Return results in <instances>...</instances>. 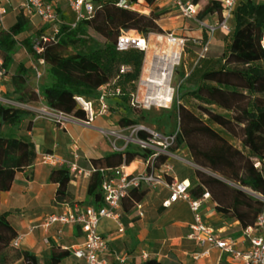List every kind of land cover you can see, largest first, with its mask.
<instances>
[{"label":"trees","instance_id":"obj_1","mask_svg":"<svg viewBox=\"0 0 264 264\" xmlns=\"http://www.w3.org/2000/svg\"><path fill=\"white\" fill-rule=\"evenodd\" d=\"M119 1L91 0L96 4L93 14L78 20L75 26L62 22L53 40L41 42L44 47L41 52L34 50L35 40H24V45L35 58L43 59L48 66V81L40 91L48 107L86 119V112L79 106L76 96L96 100L100 87L107 84L108 100L117 98L116 104L125 108L127 103L135 105L146 52L137 48L117 50L118 37L122 29L137 30L144 37L151 33H165L159 21L168 10L153 7L156 0H127L130 6L143 3L150 7L146 14L121 7ZM192 2L198 6L197 17L200 20L210 15L221 16L222 0ZM202 2L204 4L200 8ZM232 24L233 30L225 32L221 55L207 54L199 59L198 52L189 72L185 70L184 63H180L176 70V77L182 79L178 86V93L182 94L172 106L178 125L170 151L186 148L198 166L191 178L190 193L201 198L208 191L217 212L247 228L255 225L264 210V3L241 1ZM29 26L30 18L20 12L13 25L6 30L0 28V71L9 72L18 37L27 32ZM91 32L104 41V46L88 48L86 52L69 49L70 46L76 47L81 37H87ZM198 39L201 43L208 40L205 28ZM123 67L127 68L125 72L121 71ZM26 74L27 69L21 65L11 78L13 91L9 92L10 96L18 94L21 103L39 99L35 90H27L29 80ZM215 78H218L216 83L212 81ZM188 84L192 85L191 88ZM117 88L120 93H116ZM214 92L227 95L224 112L215 107L221 102ZM128 110L132 116H122L118 120L123 127L138 124L134 110ZM30 114L26 108L0 101V202L3 192L12 187L16 174L32 166L37 157L32 141L8 137L2 133V127L17 125ZM138 135L149 137L143 130ZM151 153L152 150L144 153L130 149L92 159L95 170L90 176L87 193L93 205H103L101 186L111 169L130 165L137 157H147ZM167 160L168 156L159 155L156 165L159 167ZM71 180L68 165L52 170L50 181L58 185L55 192L57 202H75L69 190ZM147 193L148 188L131 189L123 203L126 200L132 207ZM8 215V212L0 214V264H37L33 254L13 245L18 232ZM70 254L69 249L53 245L49 264H59ZM144 264L163 263L150 258Z\"/></svg>","mask_w":264,"mask_h":264},{"label":"crops","instance_id":"obj_2","mask_svg":"<svg viewBox=\"0 0 264 264\" xmlns=\"http://www.w3.org/2000/svg\"><path fill=\"white\" fill-rule=\"evenodd\" d=\"M20 1L0 0V6L6 9L0 21V25L2 24L5 29L16 22L20 13L18 9ZM49 1L54 2L57 6L59 24L65 22L74 25L76 23L78 20L77 12L70 6L69 0ZM173 3L174 0H156L153 7L170 10ZM146 10L150 11L151 8L147 7ZM171 14L172 12L168 11L160 19L159 23L162 28L176 31L182 26L187 30L188 25L181 24L177 20L180 15L167 17ZM215 19L216 15H210L204 21L207 24H213ZM52 32L53 28L45 24L40 17L30 18L28 31L18 37L19 43L14 52L9 72L0 80L1 98L3 97L1 93L13 91L11 78L21 65L27 69V77L32 75L31 78H28L30 83H35L40 78L45 77L47 65L40 60L34 61L24 45V40L34 41L42 34ZM189 32L200 38L203 31L198 28ZM18 51L26 54L30 61L24 63L19 60ZM38 64L40 67H37ZM38 71L42 72L41 77L37 76ZM137 99L140 102L139 95ZM116 101L119 99H109V111L105 114H97L90 124H86L83 119L71 115L68 120L59 125L46 113L49 107L42 97L35 101L27 100L23 105L31 114L17 125H3L2 127L4 135L32 141L36 147L37 157L32 166L18 172L12 187L3 192L0 214L8 212L9 221L17 230L18 237H21L19 248L33 254L37 264H49L53 245L62 249H71L83 242L84 234L79 226L54 224L46 229L41 227V224L44 218L50 214L63 213L76 206L93 205V200L88 197L87 193L90 176L95 170L91 160L133 149L131 146H126V142H123L125 139L110 136L102 131V129L122 130L124 135H128V127L121 126L118 120L122 116L129 117L132 114L128 109L118 106ZM177 151L179 149L172 153ZM182 151L191 159L186 148H183ZM43 153H52L57 160L54 163H43L40 160ZM174 156L168 157L166 161L173 166V172L167 176V179L171 180L175 177L178 180L191 182L194 170L198 166L192 159L193 164H185L174 159ZM145 158L137 157L128 170L133 166L134 168L137 167L139 171L145 170L143 162ZM73 162L80 169V173L76 177H72L69 183V190L74 195L75 202H57L55 192L58 185L50 181L51 172L54 168ZM168 196L169 190L164 187L158 186L148 189L147 195L141 201L144 206L143 216L138 215L135 204L130 207L128 201L122 202L121 208L118 210L121 217L120 221L124 226L122 232L119 231V225L115 220L110 218L101 220L100 232L109 242V252L106 255L108 264H119V258H124L126 264H144L150 258H156L163 264H223L224 262L242 264L240 261L230 260L226 254L217 248L212 249L209 258L202 263L196 262L192 253L200 251L202 247L189 237L192 232L190 225L194 222V214L189 203L184 200H179L170 207H164L163 202ZM215 205L211 197L203 202L201 210L204 222L223 237L233 239L237 250L246 249L248 239L244 235V228L240 222L224 218L221 213L216 211ZM59 264H79V261L70 254Z\"/></svg>","mask_w":264,"mask_h":264},{"label":"built area","instance_id":"obj_3","mask_svg":"<svg viewBox=\"0 0 264 264\" xmlns=\"http://www.w3.org/2000/svg\"><path fill=\"white\" fill-rule=\"evenodd\" d=\"M241 1L243 0H222L223 10L221 16H216V22L213 24H207L204 21L205 19H198L200 26L205 28L208 32V40L205 43L200 42L201 49L198 53L199 59L208 54L211 38L218 30L223 32H231L233 30L232 21L234 12ZM69 3L77 12L78 20L91 16L95 9L94 3L88 0H69ZM174 3L178 6L182 16L186 18L197 17L198 6L192 1L174 0ZM118 5L135 9L134 5L130 6L127 0H120ZM18 9L29 18L35 16L40 17L45 24L53 28L52 33L42 34L35 40L33 46L34 50L36 52L43 51L44 47L41 42L53 40L59 31L60 24L57 6L54 2L49 0H21ZM5 12L6 9L0 6L1 16H3ZM145 40L146 39L143 38L138 31L136 34H131L130 31L122 29L116 43V48L119 51L137 48L146 52L148 50V43H145ZM168 41L179 49V53L174 54V56H177L179 59L181 52L185 49L187 38L178 37L171 33L168 37ZM163 59L167 61L170 59V56L166 55ZM40 61L45 63L43 59H40ZM126 70V67L121 69L122 72ZM5 75V70H1L0 80ZM37 76L41 77L42 72L38 71ZM108 88L109 84L100 87V93L96 100H91L84 96H76L79 106L86 112V119H83L86 124H90L94 121L97 114H105L109 111L110 106L107 97ZM115 91L116 93H120L119 88ZM137 102H139L138 99ZM46 113L59 125L63 124L71 116V114L50 107ZM130 127L132 126H129L128 129ZM143 129V127L133 128L132 136L124 135L122 130L102 129V131L110 136L125 139L126 146H128L127 144L132 140L141 148L152 150V153L143 161L145 170L139 171L137 167L128 170L131 164H123L120 167L111 169L110 172L105 175L101 186L104 197L102 206H76L63 213L50 214L44 218L41 227L48 229L54 224H71L79 226L84 234V240L81 244L69 249L71 255L79 261V264H108L106 255L109 252V242L100 232L99 226L101 220L103 218L115 220L119 225V231L122 232L124 226L120 221L121 217L118 210L121 208L123 200L129 195V191L134 188L150 189L160 186L169 190V196L163 202L164 207H170L179 200H184L189 203L190 209L194 214V222L190 225L192 232L189 237L202 247L200 251H194L192 253V257L196 262L202 263L209 258L212 249L217 248L234 262L240 261L242 264H264V210L259 214L254 226L244 228V235L248 239L247 248L244 250H237L233 239L223 237L204 222L201 210L202 204L210 199V193L206 191L201 198H194L190 193L191 182L189 180H178L175 177L171 180L167 179V176L173 172L172 164L165 162L159 167L156 165V159L159 155H166L168 157L174 156L170 151V147L175 140L176 134L165 136L155 131H146L149 137L142 138L138 133ZM152 135L155 138H159L160 142L158 143H160L161 146L150 145L149 141ZM40 160L43 163H54L57 158L52 153H43L41 154ZM68 166L70 167L72 177H76L80 173V169L76 163H70ZM262 199L264 200V197H262ZM135 208L139 216L144 215V206L142 202H136ZM20 240L21 237L14 239L13 245L19 247ZM118 261L119 264H126L124 258H119Z\"/></svg>","mask_w":264,"mask_h":264},{"label":"rangeland","instance_id":"obj_4","mask_svg":"<svg viewBox=\"0 0 264 264\" xmlns=\"http://www.w3.org/2000/svg\"><path fill=\"white\" fill-rule=\"evenodd\" d=\"M185 1H192V0H185ZM260 1L261 3H264V0H256ZM204 2L200 4V8H202ZM94 7L96 8V4H94ZM135 9L148 14L149 11L146 10L147 6L145 4H136L134 5ZM171 11L172 14L168 15L167 17H173L175 15H180V18L177 19L181 22V24H187V30L184 29L182 26L176 30H165V33L159 34V33H151L149 36L144 37L142 33L139 32L143 36V38L146 39L148 43V50L146 51V57L144 62V67L142 71V75L140 78V81L138 82V91L135 96V105L132 104H126L125 109H131L134 110V117L138 120V124L135 126H132L128 129L127 134L132 136L133 134V128L143 127L145 131H155L157 133L163 134L165 136L174 134L177 130L178 121L176 118V111L173 106L174 100H176L178 97L181 96L182 93H178V86L179 83L182 81L179 77H176V70L179 67L180 63L185 64V70L187 72L190 71V68L194 64L195 60H197V53L200 51L201 44L199 42V39L197 35H192L194 33H190L189 31L196 30L198 28H201L203 31V28L200 26L198 22V17L196 18H186L182 16L178 6L173 3L171 5V9L168 10ZM78 21V20H77ZM76 21V23H77ZM216 22V19L214 20ZM75 23V24H76ZM72 25V26H75ZM30 27V26H29ZM0 28L3 30H6L3 25H0ZM130 31L131 34H136L137 30H126ZM173 33L175 36L178 37H185L187 38V47L181 52L180 58L176 59V63L171 62L173 60L172 54L179 53V49L170 43L168 41V36ZM202 36V33H201ZM226 36V33L223 31L216 32L212 38H211V46L210 51L208 55H221L222 50L221 47L223 45V38ZM82 40V41H81ZM222 44V45H221ZM104 46V41L99 38L97 35H95L93 32L89 33L87 37H81L80 42L77 44L76 47L70 46L69 49L72 51H81L86 52V50L89 49H95L98 47ZM21 49V48H20ZM28 50V49H27ZM21 51V50H20ZM32 58L35 62L38 60L35 58V56L28 50ZM18 59L23 61L24 63L30 61L29 57L18 51ZM166 55L170 56V59L167 61H164L163 57H166ZM162 57V58H161ZM174 57V56H173ZM172 59V60H171ZM169 61V62H168ZM172 64V65H171ZM40 67V64H38ZM167 66L168 70L170 71L169 79H168V92L171 94V101L170 102H161L159 100H149V96H156L158 91L162 90V87H157L156 84H151L145 80L152 76H158L162 71H164V67ZM48 67V66H47ZM32 75H29L28 78H31ZM38 80V79H37ZM33 81V80H32ZM36 81V79H35ZM48 81L47 79V72L43 79H39L35 83H27V90H35L39 94V99L43 96L41 95L40 91L42 90L43 86ZM215 83L218 82V78L213 79ZM143 82V83H142ZM188 88H191V84L187 85ZM31 88V89H29ZM100 93V91H98ZM204 93H206L204 91ZM216 93V92H214ZM2 98L0 97V101L3 102L6 105H11L15 107H22L25 106L23 103L18 101V94H13L10 96L9 91L6 93H1ZM140 96V102H137V96ZM215 96L220 100V104L215 106L219 112H224V102L225 100H228L227 95L224 96V93L221 92L220 94L216 93ZM122 105L121 107H123ZM135 136V135H134ZM122 141V140H121ZM126 142V141H123ZM151 146H161L159 138H155L152 135L151 140L149 141ZM126 144V143H125ZM128 146H131V148L140 150L141 152H147V149L141 148L138 144H136L134 141L130 140V142L127 144ZM184 147H181L179 151H177L174 156V159H178L180 162L185 164H193L191 159L189 158V155H186L183 150ZM132 149V150H133ZM172 152V151H171ZM131 167L129 170L133 169ZM209 171V170H207Z\"/></svg>","mask_w":264,"mask_h":264},{"label":"bare ground","instance_id":"obj_5","mask_svg":"<svg viewBox=\"0 0 264 264\" xmlns=\"http://www.w3.org/2000/svg\"><path fill=\"white\" fill-rule=\"evenodd\" d=\"M145 43H147L146 40H145ZM173 56H174V54H172L173 60L171 59L172 60L171 62L176 63V59L178 57L177 56L173 57ZM167 70H168V67L165 66L164 71H162L158 76H152V77H149L145 80H142V81H146V82H150V83H155V84H157V86L162 87V90L158 91L156 96H149L148 97L149 100H159L161 102H170L171 101V94H170L171 91L168 92L169 90H168V84H167L170 71H167Z\"/></svg>","mask_w":264,"mask_h":264}]
</instances>
